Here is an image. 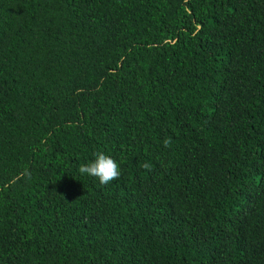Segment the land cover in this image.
I'll list each match as a JSON object with an SVG mask.
<instances>
[{
	"label": "trees",
	"instance_id": "1",
	"mask_svg": "<svg viewBox=\"0 0 264 264\" xmlns=\"http://www.w3.org/2000/svg\"><path fill=\"white\" fill-rule=\"evenodd\" d=\"M0 264H264V0H0Z\"/></svg>",
	"mask_w": 264,
	"mask_h": 264
},
{
	"label": "clouds",
	"instance_id": "2",
	"mask_svg": "<svg viewBox=\"0 0 264 264\" xmlns=\"http://www.w3.org/2000/svg\"><path fill=\"white\" fill-rule=\"evenodd\" d=\"M142 167L149 168L150 165L144 163ZM79 172L96 177L102 185L118 179L121 174L118 163L103 152H97L94 161L80 165Z\"/></svg>",
	"mask_w": 264,
	"mask_h": 264
}]
</instances>
